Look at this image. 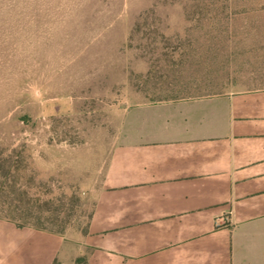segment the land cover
<instances>
[{"label": "rangeland", "instance_id": "obj_1", "mask_svg": "<svg viewBox=\"0 0 264 264\" xmlns=\"http://www.w3.org/2000/svg\"><path fill=\"white\" fill-rule=\"evenodd\" d=\"M261 87L264 0H0V219L77 254L126 114Z\"/></svg>", "mask_w": 264, "mask_h": 264}, {"label": "crops", "instance_id": "obj_2", "mask_svg": "<svg viewBox=\"0 0 264 264\" xmlns=\"http://www.w3.org/2000/svg\"><path fill=\"white\" fill-rule=\"evenodd\" d=\"M159 104L126 114L78 253L0 219V264H264V88Z\"/></svg>", "mask_w": 264, "mask_h": 264}, {"label": "trees", "instance_id": "obj_3", "mask_svg": "<svg viewBox=\"0 0 264 264\" xmlns=\"http://www.w3.org/2000/svg\"><path fill=\"white\" fill-rule=\"evenodd\" d=\"M18 227L22 228V227H26L25 225H19L16 224ZM84 260L82 258L78 259V263H82Z\"/></svg>", "mask_w": 264, "mask_h": 264}, {"label": "built area", "instance_id": "obj_4", "mask_svg": "<svg viewBox=\"0 0 264 264\" xmlns=\"http://www.w3.org/2000/svg\"><path fill=\"white\" fill-rule=\"evenodd\" d=\"M221 222H224V220H223V219H221Z\"/></svg>", "mask_w": 264, "mask_h": 264}]
</instances>
